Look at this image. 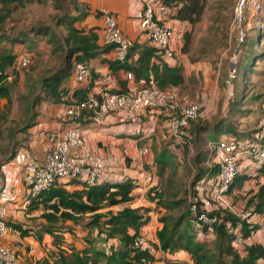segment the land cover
<instances>
[{"label": "trees", "instance_id": "16d2710c", "mask_svg": "<svg viewBox=\"0 0 264 264\" xmlns=\"http://www.w3.org/2000/svg\"><path fill=\"white\" fill-rule=\"evenodd\" d=\"M31 0H0V26L4 27V21L7 22L12 19V9L22 7L26 2ZM57 2L56 10L61 12L59 15L52 16L54 20L52 26L61 25L63 27L61 32H56L52 26L46 24V22H40L36 27L29 28L28 33L34 36H47L50 34L48 40L50 43H57L50 51L54 55L55 60L59 59L57 66L53 67L46 75H43L35 90L34 86H31L30 93L33 94L26 99L25 111L27 118L24 121L25 125L23 129L32 125L33 118L35 116L34 108L44 100H50L54 103L64 102V105L75 101L77 93L82 97L85 92L93 86L94 80L104 76V73H94L91 71V81L87 88L77 86L70 97L62 92L60 88L61 82L64 78L73 76L72 67L76 63H86L89 66V61L100 54L111 50V59L109 64L112 70L117 68H123L126 71H131L136 77L147 74L149 70L155 74L158 85L165 89V87L178 86L183 82V76L181 74L180 67H170L169 63H166L159 59L158 63L151 62V58L156 57L157 50L154 45L143 47L140 56L133 65H126L124 62L119 63L113 58L112 46L104 45L100 41V36L97 35L94 30L78 29L73 26V23L78 19L77 16H72L73 10H76V2L72 0V8L69 11L66 10L63 5L64 0H55ZM168 2V0H164ZM197 3H193L192 7L187 6L183 9H192L196 11ZM55 10V9H53ZM55 10V11H56ZM199 14V13H198ZM197 14V15H198ZM0 98H5L7 102L11 103L10 88L12 84L7 83V68L13 66L14 60L17 58V53L13 51L14 44H22L25 42L26 35L20 37L18 35H12L4 37V31L0 32ZM7 36V35H6ZM188 38V36H187ZM4 41V44L2 42ZM31 42V41H30ZM100 42V43H99ZM188 42V40H187ZM49 43V42H48ZM8 45V46H7ZM134 48H131V50ZM155 54V55H154ZM17 55V56H16ZM38 55V54H37ZM127 61V59H126ZM90 68V66H89ZM30 68L25 67L23 70ZM91 69V68H90ZM22 70V69H21ZM13 72H17L14 70ZM112 72V71H111ZM113 73V72H112ZM245 71L243 76H245ZM14 82V81H13ZM15 84V83H14ZM36 87V86H35ZM124 87L121 88V91ZM29 93V94H30ZM32 97V98H31ZM76 97V98H75ZM80 97V98H81ZM79 98V99H80ZM88 112H83V119L89 121ZM81 117V118H82ZM4 119V116L0 115V119ZM125 120V118H123ZM142 120V118H141ZM202 117L196 120L190 121L188 127L185 129V141L179 145L187 151L191 141L198 143L200 136L203 133L207 134V144L215 143L219 139H242L234 133V128H228L225 126L227 121L224 118H220L213 126L204 124ZM84 122L82 119L67 120ZM198 123H196V122ZM200 122V123H199ZM202 122V123H201ZM193 124L190 127V124ZM14 129L9 131L7 137L10 138L9 145L11 150L9 155L0 162V164L8 161L19 144L11 138L13 136ZM230 134L232 136L224 135ZM250 133L249 135H251ZM248 136V135H247ZM246 137V136H245ZM196 153L195 158L200 162L204 158L202 163H205L209 156V151L206 149L204 152ZM264 172V168L260 169ZM212 171V170H211ZM217 166L215 165L213 172L216 174ZM208 169H200L196 176V181L209 175ZM212 172V173H213ZM211 173V174H212ZM248 177L244 173H237L232 181L227 193L237 185H242ZM153 182V177L148 183ZM140 185V186H139ZM68 186L79 188H67ZM141 188V184L134 178L125 177L119 180H99L94 184H88L86 181L79 178H71L67 181L56 182L49 185L44 191L40 192L37 196L31 198L26 204L25 213H32L39 210L38 218L43 222L41 223L40 231L45 234L52 235L54 239L57 238L55 244L57 247V253L49 260L48 257L35 261L33 258L26 257L24 261L26 264H152L159 260L157 256L150 255L147 252L138 250L134 247V237L138 232L146 227V223L149 221V215L147 209H143L141 206L133 207L137 202V195L135 190ZM152 191L148 190L150 194ZM159 194V193H158ZM179 200L168 203L165 207L168 210H175L181 206ZM219 203H213L209 208V215L216 218L213 226L208 227L203 223L196 220L194 229L192 232L184 231L180 232L181 235H176V231L180 227L181 223L185 219V215H180L175 219L172 227H169L168 217L160 218L162 227L158 231L159 248L162 252H175L185 251L192 259V264H264V246L259 243L246 244L248 239L253 233L259 230L260 224H253L247 221L245 218H241L235 212H233L228 206H219ZM255 204V212L264 214V185H261L256 195L251 199L247 206ZM120 205L121 209L117 212H112L110 208ZM189 206V204H188ZM107 209L105 213L100 210ZM90 214L92 219L90 224L95 227H104L108 237L116 241L117 248L109 250H97L92 253L87 248H77L72 245L67 247H61L63 245L61 236L53 233V230H59L53 225L57 222L71 221L77 222L80 218ZM104 218V220H102ZM7 230L10 232H17L20 237L28 236L32 229L28 226L6 219L5 221ZM44 225V226H42ZM145 225V226H144ZM197 225V226H195ZM40 227V225H39ZM196 227V228H195ZM198 227V228H197ZM55 228V229H54ZM201 233L200 238L196 236ZM214 237L213 246L211 247L208 239L210 236ZM237 236H241L245 242L241 247H244L246 254L241 256L238 253L239 245L235 244ZM39 240L40 237H37ZM7 244H13L14 241L4 240ZM28 247L26 246V249ZM16 254L18 257H22L19 250L16 248ZM33 261H30L32 260ZM21 262V258L20 261Z\"/></svg>", "mask_w": 264, "mask_h": 264}, {"label": "rangeland", "instance_id": "374dc122", "mask_svg": "<svg viewBox=\"0 0 264 264\" xmlns=\"http://www.w3.org/2000/svg\"><path fill=\"white\" fill-rule=\"evenodd\" d=\"M225 3L227 4V2ZM260 4L263 5V7ZM260 4L258 9L251 7L247 11L246 16L249 25L247 26L246 36L240 46L238 55L234 58L237 61L235 67L233 57L236 52V41L230 30L234 5L231 7L230 15L221 13L217 15L215 21H220L219 24L213 23V15L209 14V22L206 30H194L193 34L192 32H188L190 33L188 38L186 37L188 33L184 34L185 38L183 44L188 40V46L183 45L182 48L186 49L183 53L189 59L188 62L190 66L195 70L190 71L186 68L183 72V68H181V74L184 76L183 83L178 85L174 90L184 101L186 100L188 103H197L198 105L202 104L200 107L201 111L204 113L202 117L204 119L202 120L204 124L213 126L220 114L226 112V115H221L227 119L224 124L229 129L231 127L234 128V133H236L238 137H245L250 133H254L260 124L264 123V11L262 9L264 8V0H261ZM56 5L57 2L55 0H31L26 2L22 7L14 10L11 6V17L12 19L14 18V20L13 22L9 21L10 19L7 22L4 21V27L2 28L0 26V32H2V30L4 31V37L12 35H18L20 37L26 35V38L34 37V35L28 33V29L36 27L40 22L45 21L46 17L51 18L52 16L59 15L61 12L56 10ZM63 5L66 10L69 11V8L73 7L72 0H64ZM52 8L56 11L53 10L52 12ZM227 20H229V24L225 27L224 22ZM54 31L58 33L62 30L54 28ZM49 37L50 34L48 35V38ZM56 44L57 43H54V46ZM38 47H31L33 51H39L37 56L27 48L26 50L30 52L21 53L28 59L27 68L30 69H20L17 71L18 73H16L17 76L13 73L15 69L9 68V70H6L9 77L7 76L8 78L6 77L5 81L7 83H12L14 81L10 88L12 102L16 101L25 105L26 99L33 95L30 93L31 86H34L35 90H38L37 75L47 74L59 63V59L55 60V57L53 58L54 55H46L47 52L50 53L53 47L49 50L50 46H48L47 40H45L43 36ZM233 68H236V74L230 82V75H232ZM35 69H37V74H33V70L35 71ZM244 71L246 74L245 76H243ZM214 86L215 88L213 89ZM221 101L223 102L222 109L220 105ZM207 104H212L215 107L219 105L217 111L214 110L213 117H210L209 112L206 110L207 108L203 107ZM10 109V104L7 100L0 98V115L5 116V120L2 118L0 119V134H2L3 137L9 132L8 127H5V125H9V120L12 122L17 116L16 113ZM25 114L26 111L20 109L18 112L19 121L22 122V120L27 118ZM192 125L191 123L190 127H192ZM152 133L150 135L154 139L155 133ZM166 135L169 137L167 133ZM206 137L207 134L203 133L198 143H193V141H191L187 151L184 147L180 148L174 143L173 147L170 146L171 149L167 147L168 144L162 145L160 150H155L154 147H152V154L151 157L147 159L148 162L144 163L145 160L143 161L142 168L149 173L150 177H153V182L147 183L146 185L141 184L142 187L135 190L137 198L141 199H137L133 207L141 206L143 209L148 210L146 214L149 215V221L146 223V226L151 233L152 240L158 248L159 241L157 238V230L163 225L160 218L168 217L169 227H172L176 218L180 215H185V219L176 231V235H181L182 237L184 236L180 232H190L194 229L193 227L191 228V225L193 226L197 219L193 216L188 204L189 200H192L194 197V187L195 183L198 181H196L195 178L198 172L200 173V169L207 168L212 170V173L215 167L213 162L206 161L202 163L204 158L201 159L200 162L195 158L196 153L199 152L198 149H200V152L209 149L208 145H206ZM10 150L11 149H8L7 151L6 147L3 153L7 154ZM15 151L16 149L13 152ZM12 154L13 153H10V155ZM125 162H127V160H125ZM135 162L137 163V159ZM137 168L138 165H135L128 171V174L123 176H138ZM211 173L209 175L215 176L214 172ZM208 177L210 178V176ZM69 187L79 188L78 186ZM208 187L209 185L197 196L203 198L208 195ZM148 190L152 192L149 194ZM227 194L228 193L224 195L225 198ZM242 199V195H239V197L235 196L232 199L233 202H230L228 207L233 212H236L235 207L237 210L243 211L244 202H242L240 206H234L233 204ZM176 200L182 201L179 208L168 210L165 207L168 203ZM26 204L27 203H25L24 206ZM218 205L225 206L224 202ZM202 208L203 207L200 209ZM110 209L115 213L121 209V206L117 205ZM100 211L105 213L107 209H102ZM39 213V210L32 212V216H30L29 213H25L18 219L24 225H29V229H32L29 236L36 240V244L34 245V248H36L35 254L29 257L33 258L35 261H40L45 257L51 260L52 256H55L57 253V246L53 244L58 241L57 238L54 239L52 235L50 236L40 231L41 223L43 222L38 218ZM91 219L92 216L86 214L77 222L63 221L55 223L53 226L59 230H53L52 234L56 233L61 236L59 239H61L63 245L60 244L59 246L65 248L68 245H72L76 247L75 249L87 248L90 253L95 249L110 251L114 247L117 248L116 241L114 242L113 239L108 237L104 227L98 228L91 225ZM102 220H104V218H102ZM37 237H40V239L38 240ZM9 238L11 239L10 236ZM213 241L214 237H209L208 242L211 247L213 246ZM14 242L13 244H17L18 246V243L16 241ZM188 255V253L175 255L173 252H165L163 256L157 255V257L161 258H158L159 260L152 264H192L193 261L190 256V259L188 258ZM33 259L30 261H33Z\"/></svg>", "mask_w": 264, "mask_h": 264}, {"label": "built area", "instance_id": "2783aa9c", "mask_svg": "<svg viewBox=\"0 0 264 264\" xmlns=\"http://www.w3.org/2000/svg\"><path fill=\"white\" fill-rule=\"evenodd\" d=\"M156 0H146L139 18V28L156 47V57L169 63L175 57L171 47L172 30L169 26L159 22L155 13ZM258 9L259 0H235L230 30L236 41V52L233 57L234 67L241 44L246 36L247 11ZM99 15L102 20L101 43L112 46L113 58L123 63L128 58L134 45L133 39L126 35L118 24L114 13L101 9ZM28 66L25 55L14 60L13 69L19 71ZM75 81L85 83L91 81V69L86 63H76L72 67ZM236 68L232 69L230 82L235 77ZM125 88L118 89V81L108 70L104 76L94 80L84 96L64 105L63 116L66 120L82 119L84 122L69 121L60 131H50L45 134L47 147L40 162L27 160L24 154L13 152L10 159L0 165L2 185L0 186V264H19L20 258L12 244L4 242L7 236L5 215L7 205L16 201L19 196L27 203L31 198L44 191L49 185L79 178L88 184L105 180L104 163L89 148L88 127L99 125L110 115H122L129 122L138 124L146 109H161L167 120V133L173 143L179 147L185 139V129L190 121L203 117L204 113L196 103L183 104L173 92L161 88L153 71L136 77L133 72L126 71ZM229 82V81H228ZM83 112L90 113L89 121L83 119ZM82 117V118H81ZM65 120V121H66ZM209 156L207 162L217 166L215 176L201 178L195 183L194 197L189 200V207L193 216L204 225L211 227L216 218L209 215V208L215 203L224 202L227 193L237 173L241 171V163L247 159L248 169L256 173L264 168V123L258 129L242 139H219L215 143H208ZM149 154L147 146H140L138 155L144 157ZM12 166V173H5L4 166ZM257 171V172H258ZM207 173H211L208 169ZM147 181L151 179L148 175ZM209 194L199 198L208 186ZM23 188L22 195L19 189ZM203 207L202 209H200ZM245 240L237 236L236 245H242ZM134 247L153 256H163L164 252L155 245L149 229L143 228L134 237ZM150 264V263H149Z\"/></svg>", "mask_w": 264, "mask_h": 264}, {"label": "crops", "instance_id": "0c3cea01", "mask_svg": "<svg viewBox=\"0 0 264 264\" xmlns=\"http://www.w3.org/2000/svg\"><path fill=\"white\" fill-rule=\"evenodd\" d=\"M145 1L146 0H75L77 7L76 10H73L71 15L77 16L78 19L75 23H73V26L78 29L94 30V32L101 37L103 25L101 17L99 15V11L101 9H105L106 11L114 13L117 17L120 28L134 41V48L130 50L127 61L124 62L126 65H133L139 58L143 47H152L151 42L148 40L146 35L142 33L138 24ZM260 1L261 0H259V4ZM225 2H227V4ZM193 3H197L196 11L192 9H183L187 6L192 7ZM154 5L158 21L166 26H169L173 33L171 38V47L174 51L175 57L172 61L169 62V66L183 68L184 72V69L186 68L190 71L195 70L190 66L188 62L189 59L183 53L185 52L184 50H186L182 48L183 45L188 46L187 41H185V43L183 44V40L185 38L184 34H187L188 32H192L193 34V31L198 29L206 30L209 22V14L213 15V23L215 22L216 24H219L220 21H215V18L220 13L230 15L231 7L235 5V0H168V2H165L164 0H156ZM261 6L263 7V5ZM262 9L264 11V8ZM56 19L57 18L51 19L49 17H46V20L42 22H46V24L52 26L54 20ZM227 24H229V20L224 22V26L226 27ZM52 28H57L59 30L63 29L61 25H58L57 27L52 26ZM188 35H190V33H188L187 36ZM41 38L42 36H32L30 38H26L25 42H23L22 44H14V46L12 47L13 51H15L18 56H21L22 52L28 53L32 51L34 55L37 56V54H39V51H33L31 47H38L39 43H41ZM43 38L47 40V43L49 42L48 46H50V50L54 43H50V41L48 40V35L43 36ZM2 44H4V42H2ZM26 48L30 51H27ZM49 54L51 53L47 52L46 55L49 56ZM111 55V50H109L108 52L100 54L99 56L91 59L89 61L91 71L94 73H104L110 70L113 72V76L118 81V89H121L123 87L125 88L124 76L126 70L123 68L112 70L109 64ZM157 63L158 62H156V64ZM9 68L13 69L12 66H10ZM9 68H7V70H9ZM207 69L209 70L208 67ZM36 71L37 69H35V71L33 70V74H37ZM13 73L16 74L18 72ZM42 76L43 74L37 75L38 81ZM89 85V82L78 83L75 81V78H73V76H69L62 80L60 85V88H62V90L60 92H62V94L64 93L66 97H70L71 94L75 93L73 89H75L77 86L87 88ZM176 87L177 86L169 85L165 87V90L173 92L184 105L189 104L188 102H186V100L184 101L179 96V94L175 93L174 90L176 89ZM214 88L215 86L213 87V89ZM77 95V98H75L79 99L81 96L79 95V93H77ZM220 105L222 109V101ZM203 107L207 108L206 110L207 112H209V116L213 117L214 110L217 111L219 105L215 107L212 104H207ZM10 108L14 111V113H16L17 116L13 119L12 122L11 120H9V125L5 123V127H8V131L14 129V133L11 138H13L12 141L15 140L19 142L16 147V150H18L17 152L20 154H24L27 160H31L36 163L40 162L42 154L47 147L45 134L50 131H60L66 126L67 120L63 116L64 102L61 100L60 102L54 103L47 99L42 101L34 108L35 116L33 118L32 125L27 127L26 129H23L25 123L19 121L18 118V112L20 111V109L24 110L25 105H22V103L16 101H11ZM159 110L161 109H146L143 113L142 120L138 124L131 123L127 119L124 120V116L122 115H110L109 117L105 118L101 124L88 127V145L90 150L104 163L105 180H119L125 178V176L123 175L128 174V171H130L132 167L138 165V168L136 169L138 170V176L127 177L135 178V180H137V182L142 185H146L148 183L146 177H148L149 173L142 168V164L144 160V163H147V159L151 157L153 149L152 147H154L155 150H160V148H162V145L164 144H168L167 147L169 149H171L170 146H174L173 141L166 135L167 120L165 112ZM221 115H226V112H223V114H220V116L218 117V119H225V117ZM152 132L155 133L154 139L150 135ZM225 136L232 135L226 134L222 138H224ZM8 139L10 138H8L7 135L3 137V135L0 134V162H2V160L9 155V152L7 154L3 153V150L6 147L7 151L8 149H11V145H9ZM140 146H147L149 148V154L144 157L139 156L138 150ZM136 159L137 163L135 162ZM125 160H127V162H125ZM249 162L250 161H248L247 159L243 160L241 163L242 166L240 171L241 173L247 175L248 179L245 180L242 185H237L228 192L226 198L224 197V204L225 206H229L230 202H233L232 199L235 196H243L242 200H238L237 203H233L234 206H240L242 202H244L243 211L239 209L237 210L235 207V213L241 218H245L247 219V221L252 222L253 224H260L259 230L253 233L248 239H246L245 243H259L264 246V214L255 212V204L247 206V203L251 199H253L260 186L264 185V172L262 170L258 171L257 169L258 172L256 171V173H251V171L247 168ZM3 170L5 173H12L13 167L7 165L3 167ZM2 181L3 179L1 180L0 174V186L2 185ZM19 193V195H22L23 188L19 189ZM140 199L141 198H138V200ZM24 204L25 203L23 202L22 196H19L16 201L8 204L5 221L6 219H11L12 221L20 222L18 218L20 216H23L26 210V205L24 206ZM29 215L32 216L31 213H29ZM26 226L29 227V225ZM192 227L194 228V225H191V228ZM29 233H31V231ZM9 236L11 237V239L9 238ZM200 236L201 233H199L196 238H200ZM5 240L16 241L18 243V246L17 244L12 245H14L15 248L19 250V253L22 256L20 257L21 262L19 264H26L24 259H26V257H29L30 255L35 254L36 248H34V245L36 244V240L32 239L29 235L20 237L17 232L14 231L12 233L7 230V236L5 237ZM26 246L28 247L27 249ZM241 246L242 245H239L237 251L241 256H244L246 254V251L244 247ZM181 252L183 254H186V252L183 250H178L174 253L175 255H177L182 254ZM188 258L190 259L189 255Z\"/></svg>", "mask_w": 264, "mask_h": 264}]
</instances>
